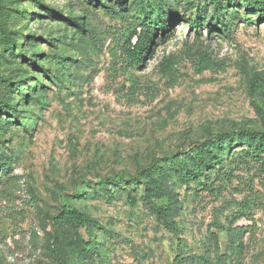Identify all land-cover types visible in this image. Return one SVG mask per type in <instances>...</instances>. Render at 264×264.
Instances as JSON below:
<instances>
[{
	"label": "rangeland",
	"instance_id": "obj_1",
	"mask_svg": "<svg viewBox=\"0 0 264 264\" xmlns=\"http://www.w3.org/2000/svg\"><path fill=\"white\" fill-rule=\"evenodd\" d=\"M37 1L48 9L35 0H11L13 17L5 26L19 32L27 58L40 54L33 58L40 57L39 67L4 53L0 41V76L22 80L30 98L14 91L11 101L25 129L0 117V157L12 159L8 179L0 181V264H175L182 254L194 258L184 264H229L216 258L228 250L222 228L229 225L247 228L239 264H264V185L255 167L236 169L239 179L231 183L214 180L211 191H201L203 178L179 187L177 235L142 204L140 186L108 184V195L87 185L127 181L191 143L261 128L255 108L264 109V81L252 80L264 77V20L241 10L226 38L208 30V19L200 27L188 24L198 0L155 1L160 11L150 22L156 46L130 67L119 48L127 31L148 15L140 7L153 0H109L106 6ZM163 22L172 28L156 43ZM206 61L212 69H203ZM242 180H253L252 192L240 190ZM80 189L84 197L75 194ZM245 197L256 205L236 220L237 202ZM68 208L101 227L89 258L77 252L87 235L61 220Z\"/></svg>",
	"mask_w": 264,
	"mask_h": 264
},
{
	"label": "trees",
	"instance_id": "obj_2",
	"mask_svg": "<svg viewBox=\"0 0 264 264\" xmlns=\"http://www.w3.org/2000/svg\"><path fill=\"white\" fill-rule=\"evenodd\" d=\"M10 1L0 0V41L2 49L4 53L17 55L21 59H25L26 63L38 68L37 60L40 57L38 56V59L33 58H36L40 54L33 52L27 58L25 53L27 49L24 45L17 42L19 32H10L6 29V22L13 17L9 13L11 10ZM35 1L38 3L37 0ZM91 1L101 6H106L109 3V0ZM115 1L117 4H122L123 0ZM139 1V5H141L143 0ZM155 1L158 0H153L152 4L147 3V7L149 6V8L140 7L143 11L149 9L148 15L137 27L130 28L124 36L123 43L119 48V57L125 65H129L130 67L138 66L145 57L151 54L153 51L152 47L156 46L154 44V26L150 22L151 15L158 16L160 11ZM201 1L202 7H200ZM159 3L161 4V2ZM38 4L44 7L40 3ZM190 5L193 6V3ZM206 7L211 9L210 14L205 12ZM195 8H197V12L194 14V20L191 21L187 18L189 25L200 27L208 19V30L218 35H223L226 38L231 37L236 22L241 19V10L245 13L255 14L257 17L256 22L264 20V0H198ZM19 14L22 15L23 13ZM76 20L77 18H73L71 22L75 23L76 28L83 30V26L76 23ZM171 28L172 22L159 24L160 35L156 38V43L164 42L168 30ZM19 39L22 38L19 37ZM203 69H212L209 61L204 62ZM43 74L46 75V72L44 71ZM257 79L264 81V77L258 75L252 82L255 83ZM24 85L22 84V80L15 81L11 80L10 77L4 78L0 76V117L3 115L13 118L23 129H25L26 123L23 120L20 121L21 117L12 105H16L17 102L11 101L14 91L22 93L24 101L30 99L27 92L23 91ZM255 110L261 122V128L259 129L243 128L222 132L207 140L191 143L187 148L163 160L154 161L148 167L141 169L135 177H131L127 181L123 179H106L98 183L87 182V185L92 189L101 188L108 195L111 194L110 189L107 188L108 184L120 187L125 182L133 186H140L142 189V195L140 196L142 204L152 211L156 219L164 225V228L171 235H177L178 228L174 218L179 215L182 204L176 192L179 187L203 178L201 191L207 189L211 191L214 180L227 184L239 179L235 171L242 166L246 168L250 166L255 167L254 175L264 185V109L256 107ZM234 147H237L239 150H235ZM11 170L12 159L2 155L0 157V181L7 180ZM252 182L253 180L250 183L242 180L238 181L237 184L240 190L252 192ZM75 194L84 197L82 189L78 190ZM163 199L167 202L165 206H156L154 204V201ZM251 204L255 203L248 197H245L241 202H237V206L241 211L236 216V220L245 215ZM259 206H262L264 209V205L259 203ZM62 213L60 216L61 220H65L77 230L84 231L87 235L85 246L80 247L77 251L78 256L91 257L96 253L97 249L94 233H97L101 227L89 215L79 212L75 208L64 209ZM218 227L222 228V226ZM222 229L227 235L228 250L223 257L217 253V261L221 263L228 261L229 264H239L242 256L241 239L247 228H236L233 230L232 226L229 225ZM214 243L215 251H218L216 237H214ZM192 260H194L193 257H186L182 254L175 259V264H184Z\"/></svg>",
	"mask_w": 264,
	"mask_h": 264
}]
</instances>
